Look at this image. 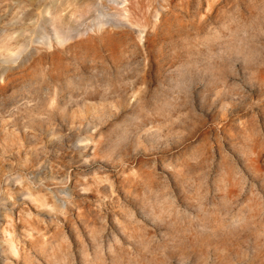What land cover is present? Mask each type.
<instances>
[{
    "label": "rangeland",
    "instance_id": "obj_1",
    "mask_svg": "<svg viewBox=\"0 0 264 264\" xmlns=\"http://www.w3.org/2000/svg\"><path fill=\"white\" fill-rule=\"evenodd\" d=\"M0 264H264V0H0Z\"/></svg>",
    "mask_w": 264,
    "mask_h": 264
}]
</instances>
